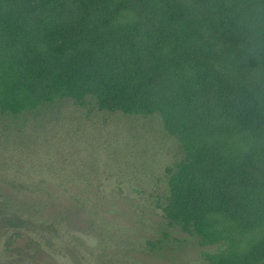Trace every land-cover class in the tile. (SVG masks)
Wrapping results in <instances>:
<instances>
[{
	"label": "trees",
	"instance_id": "trees-1",
	"mask_svg": "<svg viewBox=\"0 0 264 264\" xmlns=\"http://www.w3.org/2000/svg\"><path fill=\"white\" fill-rule=\"evenodd\" d=\"M65 100L159 115L168 226L205 264H264V0H0L1 131Z\"/></svg>",
	"mask_w": 264,
	"mask_h": 264
},
{
	"label": "rangeland",
	"instance_id": "rangeland-1",
	"mask_svg": "<svg viewBox=\"0 0 264 264\" xmlns=\"http://www.w3.org/2000/svg\"><path fill=\"white\" fill-rule=\"evenodd\" d=\"M27 124L0 129V264H205L162 216L181 153L159 115L65 100Z\"/></svg>",
	"mask_w": 264,
	"mask_h": 264
}]
</instances>
